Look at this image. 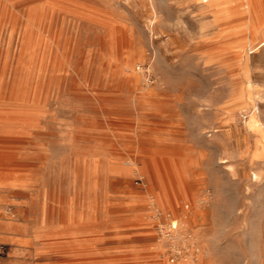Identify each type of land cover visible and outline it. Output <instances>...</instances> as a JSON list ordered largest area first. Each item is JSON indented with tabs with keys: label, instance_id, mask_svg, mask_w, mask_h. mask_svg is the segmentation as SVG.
I'll list each match as a JSON object with an SVG mask.
<instances>
[{
	"label": "rangeland",
	"instance_id": "rangeland-1",
	"mask_svg": "<svg viewBox=\"0 0 264 264\" xmlns=\"http://www.w3.org/2000/svg\"><path fill=\"white\" fill-rule=\"evenodd\" d=\"M263 40L264 0H0V264H264Z\"/></svg>",
	"mask_w": 264,
	"mask_h": 264
},
{
	"label": "built area",
	"instance_id": "built-area-1",
	"mask_svg": "<svg viewBox=\"0 0 264 264\" xmlns=\"http://www.w3.org/2000/svg\"><path fill=\"white\" fill-rule=\"evenodd\" d=\"M169 228L167 229L166 227H161L160 228V231L161 232H164V235L165 236H170L172 239L176 238V236L174 235V232L177 230L178 228V221L176 219H172L170 224H169ZM182 252V250H175L174 254H173V257H172V260L175 259L174 256H177L179 255L180 253Z\"/></svg>",
	"mask_w": 264,
	"mask_h": 264
},
{
	"label": "bare ground",
	"instance_id": "bare-ground-1",
	"mask_svg": "<svg viewBox=\"0 0 264 264\" xmlns=\"http://www.w3.org/2000/svg\"><path fill=\"white\" fill-rule=\"evenodd\" d=\"M263 41H264V40H263ZM6 161H7V158H6V157L1 158V159H0V164H5V163H7Z\"/></svg>",
	"mask_w": 264,
	"mask_h": 264
}]
</instances>
